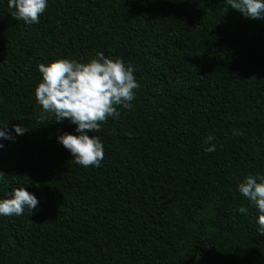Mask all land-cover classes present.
<instances>
[{"label": "trees", "instance_id": "16d2710c", "mask_svg": "<svg viewBox=\"0 0 264 264\" xmlns=\"http://www.w3.org/2000/svg\"><path fill=\"white\" fill-rule=\"evenodd\" d=\"M13 11L0 0V125L15 137L0 136V200L26 187L39 204L0 215V264H264L238 190L264 175V20L226 0H47L32 25ZM97 52L140 87L89 133L105 155L84 167L57 139L76 125L42 120L35 89L40 63Z\"/></svg>", "mask_w": 264, "mask_h": 264}, {"label": "clouds", "instance_id": "9594fccd", "mask_svg": "<svg viewBox=\"0 0 264 264\" xmlns=\"http://www.w3.org/2000/svg\"><path fill=\"white\" fill-rule=\"evenodd\" d=\"M226 4L250 19L264 20V0H226ZM8 7L14 9L11 15L17 21L38 24L47 0H8ZM38 69L42 80L35 89V97L44 110L41 119L52 113L58 122L68 119L75 124L78 135L65 132L57 137L58 142L70 151L78 165L99 167L105 155L104 146L99 136L89 133L99 132L110 117L119 118L120 108H133L134 90L140 87L133 74L135 69L125 65L121 58L106 57L103 52H97L86 63L60 58L47 65L40 63ZM13 128L17 135L29 131L20 124ZM0 129V136L15 139L7 132V124L0 125ZM233 134L242 135L235 130ZM215 139L209 135L204 142L207 145ZM204 150L214 152L216 147L213 144ZM5 176L0 171V180ZM238 190L256 208L258 232L264 236V175L246 176ZM38 204L35 195L26 187H19L13 190L11 198L0 200V215L20 216L26 210L31 215ZM238 211L246 215L249 209L241 206Z\"/></svg>", "mask_w": 264, "mask_h": 264}]
</instances>
